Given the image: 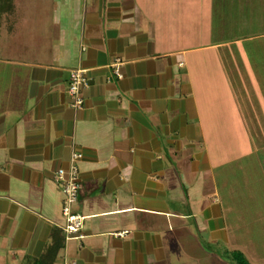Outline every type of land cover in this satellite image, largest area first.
Returning <instances> with one entry per match:
<instances>
[{
	"label": "crops",
	"instance_id": "1",
	"mask_svg": "<svg viewBox=\"0 0 264 264\" xmlns=\"http://www.w3.org/2000/svg\"><path fill=\"white\" fill-rule=\"evenodd\" d=\"M226 2L0 0V264H219L237 156L216 131H264V2ZM75 155L81 240L57 181Z\"/></svg>",
	"mask_w": 264,
	"mask_h": 264
},
{
	"label": "rangeland",
	"instance_id": "2",
	"mask_svg": "<svg viewBox=\"0 0 264 264\" xmlns=\"http://www.w3.org/2000/svg\"><path fill=\"white\" fill-rule=\"evenodd\" d=\"M261 1L264 2L259 0L260 3ZM216 4L218 7L220 3ZM230 5L229 0L224 3L227 14L230 13ZM226 20L225 26L221 24L226 32L220 33L221 35L214 34L216 38H233V19H228L229 25ZM216 132L223 136L217 140L218 147L212 146V156H219L228 161L231 156H237V159L227 163L219 173L225 177L222 183V198L226 205L225 223L230 241L225 246L221 245L220 249L211 244V251L214 253L220 250L219 264H264V131H244L252 133V139L244 137L241 145L238 140L235 144L234 131ZM256 148L261 149L257 152ZM240 154L243 155L242 158H239ZM228 186H231L230 189ZM215 261L212 258L211 264H216Z\"/></svg>",
	"mask_w": 264,
	"mask_h": 264
},
{
	"label": "built area",
	"instance_id": "3",
	"mask_svg": "<svg viewBox=\"0 0 264 264\" xmlns=\"http://www.w3.org/2000/svg\"><path fill=\"white\" fill-rule=\"evenodd\" d=\"M120 77V74L117 72ZM89 79L84 69L73 70L70 77V84L68 87V94L72 102V107L80 111L83 109L85 100L82 92L88 88ZM78 155H75L70 167L65 170L61 169L57 174V181L60 183L64 200L62 205V214L65 219L63 230L67 239H84L82 234L84 217L75 211L78 203L79 194L81 190L79 167L77 161ZM126 233H121L118 236H124Z\"/></svg>",
	"mask_w": 264,
	"mask_h": 264
}]
</instances>
